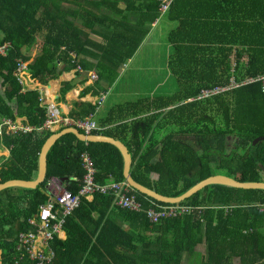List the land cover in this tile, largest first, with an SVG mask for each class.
<instances>
[{
	"label": "trees",
	"instance_id": "trees-1",
	"mask_svg": "<svg viewBox=\"0 0 264 264\" xmlns=\"http://www.w3.org/2000/svg\"><path fill=\"white\" fill-rule=\"evenodd\" d=\"M160 5L158 0H0V44L10 46L0 59V122L25 117L31 127L0 130V146L9 149L0 164V183L34 180L42 145L53 132L43 127L46 105L40 87L25 88L14 75L17 60L26 62L31 76L43 85L77 65L88 69L80 56H91L90 48L96 49L98 54L92 55L98 60V78L81 93L107 91L159 17ZM219 35L191 38L174 29L168 36L172 54L167 67L178 90L120 103L100 122L116 123L112 128L91 131L121 140L131 156L132 179L162 196L179 197L214 175L264 182V140L253 144L264 136V92L261 81L246 82L264 72V50L225 47L228 39ZM71 83L61 82L60 95ZM96 108L75 101L68 117L84 118ZM84 153L96 169V182L105 184L110 175L124 181L117 146L81 141L70 132L60 135L47 151L41 184L0 192L1 264L18 259L33 264L18 249V235L29 231L28 220L46 202L48 182L77 194L85 173ZM135 195L144 209L149 201L168 205ZM179 205L193 210L151 224L145 213L115 206L112 196L96 193L91 202L81 199L64 219L65 238L55 237L49 244V264H182L183 255L203 241L209 254L217 245L241 242L255 254V263L264 264V190L210 185Z\"/></svg>",
	"mask_w": 264,
	"mask_h": 264
},
{
	"label": "crops",
	"instance_id": "crops-1",
	"mask_svg": "<svg viewBox=\"0 0 264 264\" xmlns=\"http://www.w3.org/2000/svg\"><path fill=\"white\" fill-rule=\"evenodd\" d=\"M159 14L134 55L118 68V76L107 91L94 93L89 90L81 93L84 87L94 84L96 80L92 79V75L97 74L95 67L98 60L94 54H98V51L93 48H90V51L94 56L92 54L80 56L86 61L85 65L88 69L82 70L77 65L75 68L61 72L56 79L49 80L43 85L31 76L26 62L17 60L16 65L19 62L25 64V75L34 81L35 87L44 88V99L54 103L62 116L68 117V112L75 101L96 104V112L92 114V118L105 130L112 128L116 123L101 124L100 122L116 105L140 96L161 95L157 87L164 83L169 77L168 74L171 75L167 67L168 58L172 54V45L168 36L174 29L181 28L188 37L197 38L199 35L204 39L208 32H217L220 33L218 38L228 39L225 41L228 43L225 47L264 50V0H175L170 10ZM163 30L166 33V39L161 37ZM91 37L98 43L102 41L96 34H91ZM212 38L215 36L210 39ZM63 81H71L73 86L60 95L59 88ZM52 82L54 85L50 86ZM101 97H104L102 101ZM16 121H18V128L19 126L30 127L25 123V117H16ZM2 129L6 132L10 131L5 126ZM8 156L9 149L3 145L0 146V164ZM242 233L248 232L244 230ZM64 238L65 235L62 232L59 239ZM223 245V248L217 245L216 249L209 254L206 242H200L193 252H186L183 255L182 264H257L253 261L255 254L248 252L241 242L232 247L224 243Z\"/></svg>",
	"mask_w": 264,
	"mask_h": 264
},
{
	"label": "built area",
	"instance_id": "built-area-1",
	"mask_svg": "<svg viewBox=\"0 0 264 264\" xmlns=\"http://www.w3.org/2000/svg\"><path fill=\"white\" fill-rule=\"evenodd\" d=\"M161 2L160 11L165 13L173 0H158ZM8 43L0 44V59L5 57L9 49ZM26 66L22 62L17 64L14 75L18 82L23 84L25 88L33 89L34 81L28 75H25ZM98 75H92V79H97ZM261 81L262 90L264 92V72L261 75L250 77L246 82ZM233 82V80H232ZM37 87V86H36ZM44 88L40 87V99L46 105V117L43 127L53 131L60 126L75 125L85 133H91L92 130H103L92 118V114L80 119H71L65 115H60L54 103L47 102L43 96ZM216 91V90H214ZM209 91H204L203 95H207ZM104 97H101L102 101ZM16 118H2L0 127H7L10 131H28L31 127H17ZM54 125L56 127L54 128ZM81 164L85 171L80 189L77 194H71L63 188H53V184L48 182L46 202L38 209V213L28 220L30 229L27 232H21L18 235V249L24 250L28 260L33 264H49L53 259V252L50 248V242L53 238L59 239L65 217L74 209H76L81 199L91 202L94 194L109 195L114 198V205L122 209L132 212H143L149 223L156 224L164 218L176 217L191 212L193 209L179 204L159 205L149 201L150 206L146 209L143 204L138 201L135 190L124 180L116 181L113 176L109 177V181L100 184L95 181L96 169L90 156L87 153L81 155ZM148 200V199H147ZM1 264V263H0ZM13 264H23L21 259L15 260Z\"/></svg>",
	"mask_w": 264,
	"mask_h": 264
},
{
	"label": "water",
	"instance_id": "water-1",
	"mask_svg": "<svg viewBox=\"0 0 264 264\" xmlns=\"http://www.w3.org/2000/svg\"><path fill=\"white\" fill-rule=\"evenodd\" d=\"M73 133L79 140L85 142H109L117 146L123 157L124 164V180L138 193L153 199L159 203L164 204H180L186 199L192 197L196 193L200 192L203 188L210 185H223L236 189L243 190H264V182H238L232 178L223 175H214L210 176L198 184L190 188L187 192L182 194L179 197H166L162 196L155 191L146 188L137 182H135L130 175V166H131V156L126 148V145L119 139H116L112 136L105 134H96V133H85L81 132L78 128L73 126H66L57 131H53L46 140L44 141L41 152L38 159V171L37 176L34 180L24 181V180H9L4 183H0V192L8 188H22V189H35L39 184H41L46 175L47 168V151L50 148V145L62 134L64 133ZM264 140V136L256 137L253 140V144L258 143L259 141Z\"/></svg>",
	"mask_w": 264,
	"mask_h": 264
},
{
	"label": "rangeland",
	"instance_id": "rangeland-1",
	"mask_svg": "<svg viewBox=\"0 0 264 264\" xmlns=\"http://www.w3.org/2000/svg\"><path fill=\"white\" fill-rule=\"evenodd\" d=\"M162 39L164 37V39H166V33L163 30L162 31ZM161 49H163L162 47H160ZM168 78L165 79L164 83L161 86L157 87V90H159V93L161 94H172L173 92H175L176 90H178V81H176L175 77L168 74ZM55 130V129H54Z\"/></svg>",
	"mask_w": 264,
	"mask_h": 264
}]
</instances>
